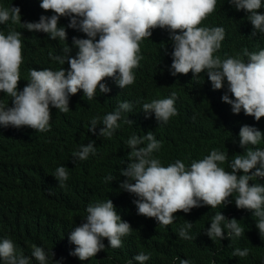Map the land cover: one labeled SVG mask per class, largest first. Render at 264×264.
Segmentation results:
<instances>
[{
	"label": "clouds",
	"instance_id": "9594fccd",
	"mask_svg": "<svg viewBox=\"0 0 264 264\" xmlns=\"http://www.w3.org/2000/svg\"><path fill=\"white\" fill-rule=\"evenodd\" d=\"M237 11L247 13V20L253 25L251 37L264 36V0H228ZM38 22L22 23L24 29L46 33L51 40L67 42V28L85 34L86 38L73 37L71 45L63 55L50 58L63 67L53 70L41 68L29 70L28 84L18 90L22 56V32L0 30V92L11 97V106L0 102V126H29L39 132H47L51 125V108L67 113L70 97L83 90L88 100L96 98L97 89L102 94L111 88L104 83L106 77L113 78L121 88L135 82L134 69L142 59L140 44L152 36V29H166L170 34L173 51L169 71L173 76L188 74L193 78L206 74L214 90L227 86L223 102L231 105L232 112L253 116L257 121L264 117V48L256 52L244 51L246 59L238 56L221 58L216 53L229 31L222 23L213 27L200 26L211 13L217 11V0H32ZM21 4L18 0H0V29L3 25L21 23ZM78 49L75 56L72 49ZM229 93L234 96L230 98ZM177 94L153 99L142 105L146 117L153 114L159 125L167 124L177 115L175 102ZM133 103L120 101L113 112L102 118L90 120L88 131L99 137L111 138L120 128L119 121L125 113H131ZM129 117V116H128ZM125 123L134 121L127 118ZM264 141V133L257 127L243 125L239 131V146L244 150L228 161L229 154L212 149L200 160L187 165L177 159L165 166L154 156L160 150L162 141L152 131L139 135L133 133L126 141L129 152L126 168L120 169V176L126 177L119 188L133 194L137 214L155 218L158 225H169L177 217V211L189 213L193 208L210 205L216 208L229 203L233 198L239 209L252 211L256 227L264 235V148L258 145ZM97 155L95 141L81 144L73 153L74 162L84 161ZM228 161L230 171L221 165ZM125 161L123 162V164ZM243 174H239V173ZM53 176L58 185L65 186L69 179L68 167L59 165ZM117 176L109 174L105 182H113ZM250 181L252 182L250 184ZM230 215V213L228 214ZM83 223L72 227L69 241L76 247L70 253L81 261L95 257L105 250L104 239L110 248L122 246V238L133 229L124 221L113 201L98 200L89 203ZM193 223L186 221L178 236L192 239L190 229ZM206 234L213 238L232 239L244 234V228L235 218L228 219L217 212L210 222ZM247 248L234 249L236 257H246ZM52 249L33 245L31 254L18 251L13 239H0V264H63L54 259ZM149 253L139 252L127 264H146ZM179 264H192L188 259Z\"/></svg>",
	"mask_w": 264,
	"mask_h": 264
},
{
	"label": "trees",
	"instance_id": "16d2710c",
	"mask_svg": "<svg viewBox=\"0 0 264 264\" xmlns=\"http://www.w3.org/2000/svg\"><path fill=\"white\" fill-rule=\"evenodd\" d=\"M21 4V23L3 25L0 30L9 29L22 32V56L18 90H22L29 79V70L36 68L63 67L50 58L63 55V50L71 45L73 37L86 38L85 34L67 28V42L51 40L46 33L24 29L22 23L38 22L32 0H18ZM228 0H217V11L209 14L200 26L213 27L222 23L225 39L216 53L221 58L238 56L246 59L244 51H259L264 48V36L251 37L253 25L247 20V13L237 11ZM264 12V9L259 10ZM78 49L73 48L75 56ZM173 51L170 34L159 27L152 29V36L144 38L140 44L142 56L139 66L134 69L135 82L121 89L113 80L106 77L104 83L111 91L102 94L97 89L96 98L88 100L83 90L70 97L67 113L51 108L50 129L39 132L29 126L19 128L0 126V239L14 240L18 251L31 254L32 246L52 249L55 260L63 264H127L139 252L149 253L146 264H173L175 257L188 259L192 264H264V235L256 227L252 211L239 209L234 196L229 203L216 208L210 205L193 208L189 213L177 211V219L169 225H158L155 218L137 214L133 203L136 198L119 188L126 177L120 176V169L126 168L129 152L127 139L133 134L143 135L152 131L162 141L154 156L167 166L177 159L187 165L192 160H200L212 149L228 152L230 161L234 155L244 150L239 146V131L247 124L257 127L264 133V117L257 121L245 115L243 110L234 114L231 105L223 102L222 96L227 86L214 90L206 74L193 78L188 74L173 76L170 71ZM177 94L175 107L177 115L167 124L159 125L154 114L149 118L141 110L145 102ZM230 98L234 99L230 93ZM120 101H130L134 107L125 113L120 128L111 138L99 137L89 132L91 119L102 118L117 109ZM0 102L11 106V97L0 92ZM129 116V117H128ZM129 118L134 124L124 121ZM95 141L97 155L87 160L74 162L73 153L81 144ZM259 147L264 148V141ZM125 163L123 164V162ZM228 161L221 166L230 171ZM68 167L69 179L65 186L58 185L53 176L59 165ZM109 174L118 179L105 182ZM239 174H243L242 172ZM264 184V178H259ZM252 182L250 181V184ZM110 198L122 219L130 223L133 231L122 238V246L110 248L104 239L105 250L95 257L81 261L70 255L76 247L68 236L72 227L82 224L89 203ZM222 212L226 218H235L244 228L240 237L213 240L206 234L211 218ZM230 213V215H228ZM186 221L192 222V239L178 236L179 229ZM247 248L246 257L233 255L234 249ZM179 264V260H175Z\"/></svg>",
	"mask_w": 264,
	"mask_h": 264
}]
</instances>
